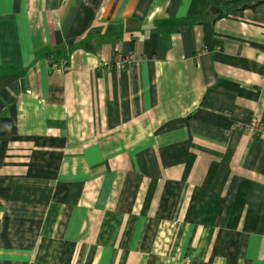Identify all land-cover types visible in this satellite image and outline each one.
<instances>
[{
	"label": "crops",
	"instance_id": "crops-1",
	"mask_svg": "<svg viewBox=\"0 0 264 264\" xmlns=\"http://www.w3.org/2000/svg\"><path fill=\"white\" fill-rule=\"evenodd\" d=\"M251 119L264 3L0 0V264H264Z\"/></svg>",
	"mask_w": 264,
	"mask_h": 264
},
{
	"label": "built area",
	"instance_id": "built-area-1",
	"mask_svg": "<svg viewBox=\"0 0 264 264\" xmlns=\"http://www.w3.org/2000/svg\"><path fill=\"white\" fill-rule=\"evenodd\" d=\"M131 57L118 60L114 65L118 69H123L125 63H128ZM245 130L250 133H259L262 137H264V129L261 127L258 120L251 119L250 123L245 127Z\"/></svg>",
	"mask_w": 264,
	"mask_h": 264
},
{
	"label": "trees",
	"instance_id": "trees-1",
	"mask_svg": "<svg viewBox=\"0 0 264 264\" xmlns=\"http://www.w3.org/2000/svg\"><path fill=\"white\" fill-rule=\"evenodd\" d=\"M264 3V0H226V5L232 6L233 10H241Z\"/></svg>",
	"mask_w": 264,
	"mask_h": 264
}]
</instances>
